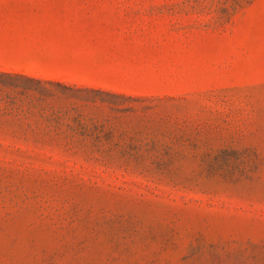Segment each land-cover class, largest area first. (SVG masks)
<instances>
[{
    "label": "rangeland",
    "instance_id": "1",
    "mask_svg": "<svg viewBox=\"0 0 264 264\" xmlns=\"http://www.w3.org/2000/svg\"><path fill=\"white\" fill-rule=\"evenodd\" d=\"M0 72V264H264V0H0Z\"/></svg>",
    "mask_w": 264,
    "mask_h": 264
},
{
    "label": "trees",
    "instance_id": "2",
    "mask_svg": "<svg viewBox=\"0 0 264 264\" xmlns=\"http://www.w3.org/2000/svg\"><path fill=\"white\" fill-rule=\"evenodd\" d=\"M0 75L1 76H14L17 79L24 80L28 84L34 85L35 86L34 90H39V92H43L44 91V89H42V86L46 85V84H54V85H57V86H61L63 88H69L68 86H65L64 84H62L60 82L46 80V79L37 78V77H33V76H28V75H25V74L0 72ZM17 87H18V85H17ZM31 89H32L31 87H28V88H24V89L20 90L19 92L21 93V95H23L26 91H29ZM16 99H17L16 97H13L11 99V103H16L15 102ZM20 107H21V105H19L17 107V109H20Z\"/></svg>",
    "mask_w": 264,
    "mask_h": 264
}]
</instances>
